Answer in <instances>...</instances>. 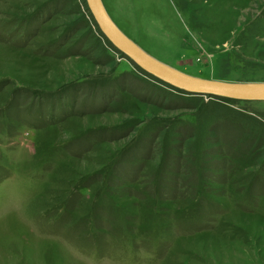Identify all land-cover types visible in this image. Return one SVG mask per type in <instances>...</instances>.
<instances>
[{
	"label": "rangeland",
	"instance_id": "374dc122",
	"mask_svg": "<svg viewBox=\"0 0 264 264\" xmlns=\"http://www.w3.org/2000/svg\"><path fill=\"white\" fill-rule=\"evenodd\" d=\"M190 76L264 84V0H100ZM0 264H264V101L145 72L86 0H0Z\"/></svg>",
	"mask_w": 264,
	"mask_h": 264
},
{
	"label": "water",
	"instance_id": "95a60500",
	"mask_svg": "<svg viewBox=\"0 0 264 264\" xmlns=\"http://www.w3.org/2000/svg\"><path fill=\"white\" fill-rule=\"evenodd\" d=\"M88 9L105 38L145 72L192 94L239 100L264 101L262 84L224 82L190 76L155 59L128 38L112 21L100 0H86Z\"/></svg>",
	"mask_w": 264,
	"mask_h": 264
},
{
	"label": "bare ground",
	"instance_id": "6f19581e",
	"mask_svg": "<svg viewBox=\"0 0 264 264\" xmlns=\"http://www.w3.org/2000/svg\"><path fill=\"white\" fill-rule=\"evenodd\" d=\"M260 86H264V84L260 85Z\"/></svg>",
	"mask_w": 264,
	"mask_h": 264
}]
</instances>
